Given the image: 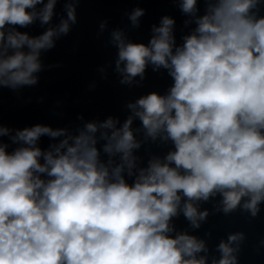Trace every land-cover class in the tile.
I'll return each mask as SVG.
<instances>
[{
	"label": "clouds",
	"instance_id": "1",
	"mask_svg": "<svg viewBox=\"0 0 264 264\" xmlns=\"http://www.w3.org/2000/svg\"><path fill=\"white\" fill-rule=\"evenodd\" d=\"M197 2L180 0L196 27L179 46L169 16L153 25L147 45L127 41L121 30L111 34L120 83L143 80L151 65L172 78L167 94L128 103L131 115L119 127L113 117L87 122L75 135L36 124L16 130L11 152L0 142V264H208L198 257L208 251L205 241L173 235V218L182 214L199 229L209 216L199 203L216 197L217 213L257 216L264 203V16L253 10L261 0H204L203 15ZM56 3L0 0V86L37 83L41 51L77 22L75 5L39 36L17 29L37 19L48 24ZM143 15L133 10V27ZM10 131L0 126V137ZM141 132L144 141H170L173 149L138 167ZM42 136L62 139L43 150ZM243 239L229 234L211 264H237Z\"/></svg>",
	"mask_w": 264,
	"mask_h": 264
},
{
	"label": "water",
	"instance_id": "2",
	"mask_svg": "<svg viewBox=\"0 0 264 264\" xmlns=\"http://www.w3.org/2000/svg\"><path fill=\"white\" fill-rule=\"evenodd\" d=\"M68 3L75 5L77 22H70L68 34L53 38V48L41 51L42 68L34 74L37 83L15 90L0 86V126L11 130L8 135L0 137V142L8 145L9 152L19 146L10 138L16 130L43 124L53 129L65 128L69 134L75 135L85 123H99L108 117L118 119L119 127L131 115L128 103H134L153 91L167 94L173 84L172 78L166 69L153 71L151 65L146 68L143 80L137 76L131 85L120 83L122 75L116 71L118 48L111 42L113 31L121 30L127 41L147 45L153 35V25L159 26L161 18L169 16L175 21L173 34L179 46L183 37L196 27L193 18L181 11L180 0H57L48 24L42 25L37 19L28 27L17 30L36 37L49 28H56L62 19H67ZM43 6L37 5L36 10ZM205 7L204 0H198L197 15H203ZM137 8L143 9L144 15L139 18V26L133 27L129 15ZM253 11L258 17L264 16V0ZM185 21L193 22L186 25ZM102 23L105 24L103 30ZM132 127L140 128V121L134 119ZM59 139L62 137L53 140L42 136L38 146L47 150L50 145L58 144ZM137 139L142 141L141 148L134 152L140 158L138 167H147L152 157L163 159L173 149L170 141H144L142 132L137 134ZM101 159L106 161L107 156L101 153ZM126 179L129 183L133 180L127 176ZM219 199L199 203L201 211H209L207 220L199 229L191 228L182 214L173 218V235L187 232L204 240L208 251L199 253L198 257L206 256L211 264L213 259L218 260L221 256L217 251L219 243L227 241L229 234L242 232L244 239L234 253L237 264H264V203L256 217L239 209L225 216L214 211Z\"/></svg>",
	"mask_w": 264,
	"mask_h": 264
}]
</instances>
